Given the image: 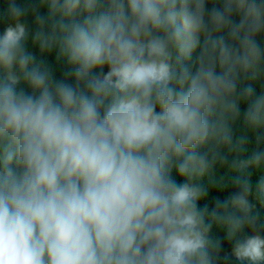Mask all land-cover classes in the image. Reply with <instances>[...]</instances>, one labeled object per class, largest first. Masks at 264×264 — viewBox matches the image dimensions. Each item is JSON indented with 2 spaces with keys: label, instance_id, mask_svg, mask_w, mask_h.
Segmentation results:
<instances>
[{
  "label": "clouds",
  "instance_id": "9594fccd",
  "mask_svg": "<svg viewBox=\"0 0 264 264\" xmlns=\"http://www.w3.org/2000/svg\"><path fill=\"white\" fill-rule=\"evenodd\" d=\"M6 17L0 264H218L214 228L264 264L244 233L264 229V151L243 158L248 133L264 144L247 83L264 0H8Z\"/></svg>",
  "mask_w": 264,
  "mask_h": 264
},
{
  "label": "trees",
  "instance_id": "16d2710c",
  "mask_svg": "<svg viewBox=\"0 0 264 264\" xmlns=\"http://www.w3.org/2000/svg\"><path fill=\"white\" fill-rule=\"evenodd\" d=\"M28 2H29V0H16V3L19 6H23ZM7 6H8V0H0V33L3 32L4 27L6 25ZM27 22L30 26L34 27L32 16H29L27 18ZM258 41L260 42L261 47H264V33H261L258 36ZM29 50L32 51L34 54H36L38 59L40 58L38 48H33L31 46V43H29ZM194 58H195V54L193 56V59ZM48 60L50 63L53 64V67L55 69V78L58 80L64 79L63 73L67 70L66 66L56 65L51 57H49ZM67 82L72 83L73 81L71 80V78H68ZM247 83L250 84L254 89L253 99L256 96H259L262 91H264V80H262L260 78L249 79L247 81ZM245 107L246 106H242V112H243ZM258 134H260V133L259 132L248 133V140H247V144H246L247 151L244 153L243 158L250 157L252 155V153L256 150L264 151V144H259V145L257 144L256 136ZM221 174H223V170H221ZM261 175H264V170L254 174L253 180L255 181L256 179H259V177ZM236 191H237V188L235 186H230L223 191H219V190L210 191L207 199L200 201L199 206L201 208H203L205 205H207L209 210H211L214 207L216 199L223 200ZM213 232H214L215 236L221 240V250L218 254V264H238V262H236L234 257L231 255L233 243L224 238L222 231H218L214 228ZM244 233L248 236L260 234L262 237H264V229H260L259 226H257L256 230H253L252 228H245Z\"/></svg>",
  "mask_w": 264,
  "mask_h": 264
}]
</instances>
